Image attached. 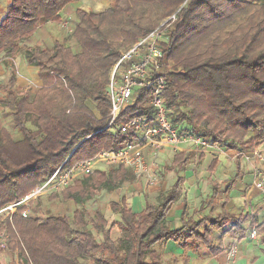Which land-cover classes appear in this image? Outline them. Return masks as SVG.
Returning a JSON list of instances; mask_svg holds the SVG:
<instances>
[{
  "label": "trees",
  "instance_id": "1",
  "mask_svg": "<svg viewBox=\"0 0 264 264\" xmlns=\"http://www.w3.org/2000/svg\"><path fill=\"white\" fill-rule=\"evenodd\" d=\"M75 1L79 0H11L0 23V54L20 51V40L29 39L49 21L58 23L61 11ZM172 15L175 18L163 26L160 66L166 105L179 131L226 150L249 151L264 142V0H113L103 12L78 8L77 51L56 40L24 53L42 82L34 98L16 92L14 67L2 86L9 96L0 102L11 110L12 128L21 138L15 141L8 129L0 131V210L23 199L59 167L70 168L101 150L121 149L134 141L133 134L104 129L109 103L94 101L102 96L108 74L123 52L153 31L160 18ZM150 94L146 88L135 89L132 103L118 120L151 116ZM84 109L92 117L77 113ZM35 142V147L15 152ZM192 156L175 153L168 169L176 171L177 179L167 190H159L158 203L146 201L136 212L123 197L111 202L120 220L110 226L97 210L93 227L101 233L100 240L88 227L83 195L91 197V190L102 187L114 190L132 180L133 172L122 165L100 166L95 174L66 187L63 199L83 205L71 215L24 216V206L11 215L0 214V233L8 234L6 251L18 255L20 264H164L155 246L169 241L183 249V264H188L189 251L203 247L220 254L225 250L223 235L245 236L250 214L232 213L226 205L247 171L238 158L235 174L220 182L214 177L220 164L215 157L208 168L211 194L195 212H213L218 206L220 211L195 218L186 217L184 210L181 225L172 228L167 216L185 192L181 172ZM253 223L258 224V215ZM114 226L119 231L116 238ZM261 238L264 241V226Z\"/></svg>",
  "mask_w": 264,
  "mask_h": 264
},
{
  "label": "built area",
  "instance_id": "2",
  "mask_svg": "<svg viewBox=\"0 0 264 264\" xmlns=\"http://www.w3.org/2000/svg\"><path fill=\"white\" fill-rule=\"evenodd\" d=\"M174 18L175 15L169 17L161 28H155L137 42L131 50L122 55L110 71L102 96L94 101L95 103L106 101L109 103V111L105 118L107 124L104 129H110L118 135L133 134L134 141L121 149L101 150L70 168L59 167L42 185L35 187L23 199L1 209L0 214L7 212V215H11L20 206H24L23 214L28 216L30 210L28 203L34 197L36 198L46 190L66 188L79 176L81 178V176L95 174L101 164L122 165L130 169L136 179L148 175L150 180L154 181L152 169L159 152L166 147L178 149L182 145L193 146L199 152L213 151L215 154H222L233 160L240 158L247 164L252 175V186L264 196V148L255 147L249 151H238L214 146L194 133H181L174 118L170 115L164 96L166 80L161 74L160 63L163 56L161 48V40L165 31L163 26ZM137 88L151 90L149 104L153 107L154 113L151 116L119 121L121 111L132 103L133 94ZM77 113L92 117V114L86 109ZM146 148H150L153 162L148 161ZM249 214L250 220L245 229L249 237L256 239L259 236V229L253 223L256 213L250 211ZM7 239V232L2 231L0 233V249L2 251L7 250ZM238 254V240L235 239L225 250L224 264H235ZM15 257V264H20L18 255Z\"/></svg>",
  "mask_w": 264,
  "mask_h": 264
},
{
  "label": "rangeland",
  "instance_id": "3",
  "mask_svg": "<svg viewBox=\"0 0 264 264\" xmlns=\"http://www.w3.org/2000/svg\"><path fill=\"white\" fill-rule=\"evenodd\" d=\"M11 0H0V23L2 18L5 15L6 8ZM113 0H80L81 3H79L80 7L73 8L71 6H68L64 8L61 11V20L56 23L53 21H49L46 24H43L39 27L37 33H35L32 37H30L27 40H20L19 43V50L15 54L11 55L6 52H3L0 54V98H7L9 95L7 94V91H5L2 86H4L7 83L8 80V71L10 67H14L17 70V88L16 92L18 93H29L30 100L34 98V95L36 94L38 88L41 87L42 82L38 77L37 70L34 66H29L27 64L26 58L24 56L25 51L29 48H41L45 46L52 45L54 41L58 40L62 42L66 46H70L73 51H77L79 49L78 47V39L75 34V20H76V9L83 8L88 11H94V12H103L106 11ZM171 17H163L160 18V20L157 23V27H160L166 22V20ZM136 44V43H135ZM135 44L130 47L128 50L124 51L126 53L127 51L131 50ZM112 69V68H111ZM111 71V70H110ZM110 76V72L108 74ZM109 79V77H108ZM2 128H6L9 130L12 138L17 141L21 138V135L12 128V114L11 110L6 107L4 104L0 102V131ZM30 139V138H29ZM28 140V139H26ZM25 140V141H26ZM23 142V141H22ZM39 142V141H38ZM35 142L33 144L22 146L18 149H15V152L24 149V148H33L38 143ZM21 142H17L15 145L19 144ZM14 145V146H15ZM226 159H230L228 157H225ZM205 161L202 159L200 161V164H197L195 161H191L189 164L187 171L189 174L187 183L184 185V191L188 189L187 187L189 184L193 185L195 179L198 181V185H201L199 187L200 190L198 195L201 199L207 198L211 194V184L209 182V173L208 170V164H210L211 160ZM230 167L223 166L219 168L218 177L215 176L217 179L220 180H227L229 177L235 174L236 171V159H230ZM102 168H108L110 169L107 164H101ZM244 169V168H243ZM129 170V169H128ZM247 171V169H244ZM186 171V172H187ZM248 172V171H247ZM201 173V174H199ZM176 178V175L174 176ZM88 178V176H79L77 178V183L82 182L84 179ZM248 178V177H246ZM135 176L132 180L126 181L122 183L120 186H118L114 190H109L108 188H98L91 190V197H87L85 194L83 195L84 205L88 208V215L86 217L88 222V227L91 228L96 237L100 240L102 238L101 233H98L94 227H93V220H95L96 212L97 210H101L105 216H107L108 219V226L112 224H116V214L112 213L111 208V202H121V198H128L126 195H131V193L127 192L128 185L133 183L135 180ZM73 184V183H72ZM142 185V181L140 182ZM157 186V185H156ZM247 186V185H246ZM248 187V186H247ZM247 187L243 189L242 197H245V192L247 191ZM65 188L57 189V190H46L42 194L38 195L36 198L34 197L32 201L29 204V213L40 215L42 219L46 218L50 214H68L71 215L73 211L77 208H81L83 205L79 204L75 201L70 200H64L63 199V193L62 191ZM134 191L136 189H133ZM147 189H141L140 194H147V198L153 204L158 203V194H159V187H157L155 190H153L149 195ZM253 190L257 191L254 186ZM30 193V192H29ZM139 193V192H138ZM196 197V198H199ZM142 198V197H141ZM151 198V199H150ZM258 200V201H256ZM262 202V198L258 193L253 192V197L251 202L245 201L243 198V203L239 207H234L231 209V211L235 214L240 213H246L250 211H255ZM127 203V202H126ZM128 204V203H127ZM129 205V204H128ZM197 208V207H196ZM186 210V217L187 216H194L195 218H198L203 215L201 212H195V207L189 206ZM220 210V207H217L215 212H218ZM115 212V211H113ZM208 212H210L208 210ZM5 213V212H4ZM6 214V213H5ZM6 216H3V219H5ZM170 224V222H169ZM171 226V224H170ZM112 235L114 238H116L119 235L118 227L114 226L112 228ZM156 249L162 250V256L164 258L165 264H169L174 262L175 254H173V250H169L165 252V248H161L160 244H157L155 246ZM177 258V264H182V259ZM19 261V260H18ZM16 257L9 253L8 251H2L0 249V264H15Z\"/></svg>",
  "mask_w": 264,
  "mask_h": 264
},
{
  "label": "crops",
  "instance_id": "4",
  "mask_svg": "<svg viewBox=\"0 0 264 264\" xmlns=\"http://www.w3.org/2000/svg\"><path fill=\"white\" fill-rule=\"evenodd\" d=\"M79 3H81L80 0L73 2V3L69 4L68 6H71L75 9L77 7H80ZM76 5H77V7H76ZM68 6H66V7H68ZM35 69L38 71L37 67H35ZM256 147L264 148V142L261 143L260 145L256 146ZM145 151L147 153L148 161L153 162V159H152L153 157H152V153L150 151V148H146ZM179 151L191 152L193 154L191 161H193V162L195 161L197 164H200V161H202V159L207 161V160H209L208 158H210V160L212 161L215 157H218L220 160V164L217 166V170L215 173V176H217V177H218V173L220 172L219 171L220 167H222V168H223V166L230 167V161H229L230 159L229 160L226 159L225 158L226 156H224L222 154H215L213 151L206 152V153L205 152H199L195 147L189 146V145H182L178 149H174L173 147H166L162 151L159 152L157 158L155 159V162H154L155 166L153 165V169H152L153 170L152 176L155 178V180L151 181L149 176L145 175L139 179H135L136 181H134L133 183L128 185L127 192L131 193V195L130 196L126 195V196H128V198L123 197L125 199V201L129 204L128 205L126 203L127 206L131 207L136 212H140L144 209L146 201L149 200L147 198L148 197L147 194H140L141 189H147L146 192L148 191V195H149L157 187H159V190L165 191L175 183L178 174L176 173V171H170L168 169V166L171 165V162L173 160L175 153H177ZM213 154H215V155H213ZM191 161H190V163H191ZM240 163H241V167L244 169H247L248 172L245 175V177L242 179V181H239L237 183V185L235 186L234 190L231 192L232 198L228 202V204L226 205V208L230 212H232L231 209H233L234 207H239L243 203V198L245 199V201L251 202L252 197H253V192L255 194L258 193L260 195V197L262 198L261 204L258 207H256L257 209L255 210L256 215H258L257 227L259 229V236L256 239H252L251 237H249V234L246 231H245V236L243 238H233L231 235L225 234L222 237V242H223L225 250H226L227 247L235 239L238 240L239 254H238V259H237L235 264H264V241L261 238V232H262V229L264 226V196L262 194H260L258 191L253 190L252 175L249 172L247 164H245L242 160H240ZM209 165L210 164H208V168H209ZM236 167H237V164H236ZM186 171L181 172L182 174L184 173V176L186 177L185 184L187 183V180L189 177L188 171L187 172ZM207 172L210 174L209 170ZM199 174H201V173H199ZM175 175H176V178L174 177ZM246 177H248V178H246ZM196 180L197 179H195L193 185L189 184L187 186L189 188L185 190L183 196L172 206L171 210L169 211L168 216H167V220H168V222H170L172 228H176V227H179L181 225V216H182V213L185 209H187L189 206H193L196 209V207L198 208L200 206L201 202L205 199V198L201 199L199 196H196V195H198V193H200L199 190L201 188V187H199L201 185V182H200V185H198V181H196ZM217 180L222 182L225 179L220 180L218 178ZM141 181H142V185L140 184ZM209 182H210V175H209ZM246 187H247V191L245 192V195H244L245 197H242L243 189H245ZM133 189H136V190L134 191ZM211 190H212V187H211ZM196 197H199V198H196ZM256 201H258V200H256ZM218 207H220V206H218ZM208 210L210 212H208ZM215 210L213 212H211V208H207L206 210H204V212H201V213H203V215L204 214H210V213L213 214L215 212ZM218 212H216L215 214H217ZM112 213L116 214V217H117L116 222L119 221L120 220V214L118 212H113V211H112ZM215 214H213V215H215ZM248 214H249V212H248ZM185 215H186V210H185ZM190 216H192V215H190ZM106 218H107V216H106ZM247 227H248V223L246 224L245 228H247ZM215 236L218 237L219 233L216 234ZM163 247H166L164 250L165 252H167L169 250H173V254H175L174 262L169 263V264H177V258L182 259L183 249L177 243H175L173 241H169L165 245H163V246L161 245L160 249H162ZM225 250L218 255H212L210 253V251L207 250L205 247L201 248L197 252L189 251L188 252V256H189L188 264H224L225 263ZM158 252L161 254L162 250H158ZM183 263L184 262L182 261V264ZM164 264H165V261H164Z\"/></svg>",
  "mask_w": 264,
  "mask_h": 264
}]
</instances>
